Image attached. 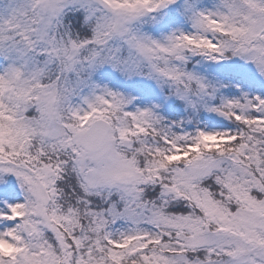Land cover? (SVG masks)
Instances as JSON below:
<instances>
[{
	"label": "snow or ice",
	"instance_id": "snow-or-ice-1",
	"mask_svg": "<svg viewBox=\"0 0 264 264\" xmlns=\"http://www.w3.org/2000/svg\"><path fill=\"white\" fill-rule=\"evenodd\" d=\"M0 264H264V0H0Z\"/></svg>",
	"mask_w": 264,
	"mask_h": 264
}]
</instances>
